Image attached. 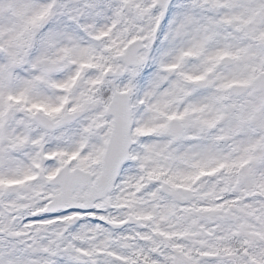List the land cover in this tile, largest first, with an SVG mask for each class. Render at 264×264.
Returning a JSON list of instances; mask_svg holds the SVG:
<instances>
[{
  "label": "snow or ice",
  "instance_id": "snow-or-ice-1",
  "mask_svg": "<svg viewBox=\"0 0 264 264\" xmlns=\"http://www.w3.org/2000/svg\"><path fill=\"white\" fill-rule=\"evenodd\" d=\"M0 264H264V0H0Z\"/></svg>",
  "mask_w": 264,
  "mask_h": 264
}]
</instances>
